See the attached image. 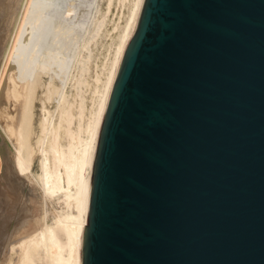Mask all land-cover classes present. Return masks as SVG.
Instances as JSON below:
<instances>
[{
	"label": "water",
	"instance_id": "water-1",
	"mask_svg": "<svg viewBox=\"0 0 264 264\" xmlns=\"http://www.w3.org/2000/svg\"><path fill=\"white\" fill-rule=\"evenodd\" d=\"M81 264H264V0L143 1Z\"/></svg>",
	"mask_w": 264,
	"mask_h": 264
},
{
	"label": "bare ground",
	"instance_id": "bare-ground-1",
	"mask_svg": "<svg viewBox=\"0 0 264 264\" xmlns=\"http://www.w3.org/2000/svg\"><path fill=\"white\" fill-rule=\"evenodd\" d=\"M118 1L126 20L90 84L113 0L105 12L98 0H0V186L16 187L12 211L0 198V264H81L99 134L144 0Z\"/></svg>",
	"mask_w": 264,
	"mask_h": 264
},
{
	"label": "rangeland",
	"instance_id": "rangeland-1",
	"mask_svg": "<svg viewBox=\"0 0 264 264\" xmlns=\"http://www.w3.org/2000/svg\"><path fill=\"white\" fill-rule=\"evenodd\" d=\"M100 3V6L102 8V10L105 12L107 10V6H108V0H98ZM127 13H128V7L127 6H123L122 4L119 3L118 0H113L112 5L110 7V12L108 13V20H107V24L104 30V34L98 39V44L96 47H94V54L96 56V62L98 63L99 67L97 68L96 65L93 63L92 65V69L90 72V77H89V83L93 84L94 81V75L96 70H100L102 67V63L104 62L107 54H108V49H109V45L112 42L113 39H115L117 33H118V29H116V25L117 24H121L123 25L126 17H127ZM84 95H85V100L87 105L90 104L91 102V93H90V89H85L84 91ZM34 171H38V164L37 162L34 163ZM25 186L29 187V193L32 194L35 203H33V205L35 206L33 208V215L35 218L39 219L40 215L42 214V210H41V200H40V191L37 190V186L32 183L29 178H27L26 176H21ZM12 188H11V187ZM8 186L1 184L0 186V198L2 199V209L5 208V210H7L8 212L12 211V206L11 205H7V203L9 204H13L10 200L12 198V195L16 196L14 194L13 191H15V186L14 185H10ZM14 187V188H13ZM26 187V188H27ZM3 188V190H2ZM12 194V195H11ZM1 195L3 197H1ZM11 195V197L9 196ZM6 197V198H4ZM4 199H6L4 201ZM9 200V202H8ZM5 204V205H4ZM9 206V207H8ZM8 208V209H7ZM11 208V209H10ZM2 209L0 211V215H1V219L0 222L3 221V217L5 218L6 215H4V213L2 212ZM10 209V211H9ZM7 212V213H8ZM3 216V217H2ZM33 227V223L28 225L27 230H32ZM2 230L1 224H0V231ZM3 258V256H2Z\"/></svg>",
	"mask_w": 264,
	"mask_h": 264
}]
</instances>
